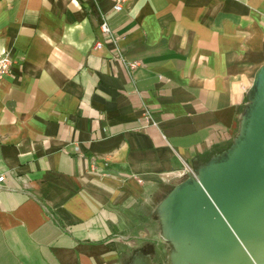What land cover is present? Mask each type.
Wrapping results in <instances>:
<instances>
[{
  "label": "crops",
  "instance_id": "crops-1",
  "mask_svg": "<svg viewBox=\"0 0 264 264\" xmlns=\"http://www.w3.org/2000/svg\"><path fill=\"white\" fill-rule=\"evenodd\" d=\"M113 4L0 0V264H170L177 171L239 136L264 0Z\"/></svg>",
  "mask_w": 264,
  "mask_h": 264
},
{
  "label": "water",
  "instance_id": "water-1",
  "mask_svg": "<svg viewBox=\"0 0 264 264\" xmlns=\"http://www.w3.org/2000/svg\"><path fill=\"white\" fill-rule=\"evenodd\" d=\"M160 211L170 263L264 264V63L234 144L175 185Z\"/></svg>",
  "mask_w": 264,
  "mask_h": 264
},
{
  "label": "built area",
  "instance_id": "built-area-1",
  "mask_svg": "<svg viewBox=\"0 0 264 264\" xmlns=\"http://www.w3.org/2000/svg\"><path fill=\"white\" fill-rule=\"evenodd\" d=\"M123 1L124 0H114L113 8L116 9V10H119L122 7V2ZM99 27H100V30L102 32H104L106 34H109V35L111 34L109 25H108V23H107L105 18H101ZM94 46L96 48H98V47L101 46V43L100 42H96L94 44ZM11 63H12V58H11L10 54L8 52H6V51L1 52V54H0V80L5 74H7ZM136 64H137V62H129L128 63V67L129 68H133ZM177 173L180 176H184V175L191 176V175H194V172L186 165L183 166L181 169H179V171H177ZM3 179H4V175L0 174V187H1V183H2Z\"/></svg>",
  "mask_w": 264,
  "mask_h": 264
},
{
  "label": "bare ground",
  "instance_id": "bare-ground-1",
  "mask_svg": "<svg viewBox=\"0 0 264 264\" xmlns=\"http://www.w3.org/2000/svg\"><path fill=\"white\" fill-rule=\"evenodd\" d=\"M173 258H175V257H173ZM172 260V259H171ZM142 264H145V263H142ZM170 264H174L173 262H171Z\"/></svg>",
  "mask_w": 264,
  "mask_h": 264
}]
</instances>
